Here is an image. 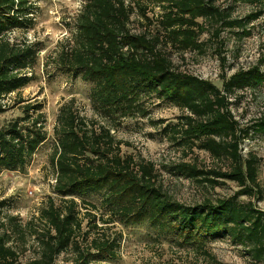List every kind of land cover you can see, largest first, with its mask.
Masks as SVG:
<instances>
[{
    "label": "trees",
    "instance_id": "trees-1",
    "mask_svg": "<svg viewBox=\"0 0 264 264\" xmlns=\"http://www.w3.org/2000/svg\"><path fill=\"white\" fill-rule=\"evenodd\" d=\"M37 1L0 0V116L17 112L0 117V174L24 171L48 138L42 103L20 97L6 102L8 95L36 79L34 67L43 47L24 34L34 27ZM147 1L160 7L159 15L147 16ZM147 1L86 0L50 62L56 70L90 82L93 111L112 123L144 117L145 95L176 106L183 114L162 127L167 140L191 152L202 150L227 165L206 169L183 161L172 168L212 187L230 181L238 190L225 199L179 202L158 181L152 161L123 154L122 142L110 127L82 114L71 97L58 106L52 126L49 164L58 202L50 197L38 211V223L16 226L22 236L26 227L30 229L32 258L20 261L21 250L9 244L10 233L0 234V264H97L114 259L121 239L115 224L137 222L152 227L157 237H172L177 245L201 252L205 264H225L206 250L208 242L223 237L241 246L252 261L264 262V210L238 200L255 194L259 201L263 198L257 183L259 159L250 152L243 155L239 145L250 131L264 132V117L241 126L230 107L236 91L264 82V53L254 66L222 74L219 87L176 68L167 52H200V38L208 32L222 44L226 28H240V34L248 35L245 26L259 13L231 18L215 0ZM135 8L146 23L137 32L129 28ZM219 60L222 67L224 57ZM91 196L97 202L90 201ZM3 204L0 201V214ZM60 254L69 255L59 262Z\"/></svg>",
    "mask_w": 264,
    "mask_h": 264
},
{
    "label": "rangeland",
    "instance_id": "rangeland-1",
    "mask_svg": "<svg viewBox=\"0 0 264 264\" xmlns=\"http://www.w3.org/2000/svg\"><path fill=\"white\" fill-rule=\"evenodd\" d=\"M86 0H38L34 13V27L25 36L31 41H39L43 49L38 53L34 67L36 79L18 92L6 97L10 103L15 98L26 102L43 104L46 116L45 129L47 140L39 146L26 169L20 171H3L0 174V201L3 208L0 214V234L10 233V245L20 249V261L32 258L35 254L33 236H29V228H25L23 236L17 231V225H25L35 218L39 209L52 197L54 172L49 164L52 151V126L58 106L61 102L74 97L82 114L95 118L101 124L110 127L115 138L122 142L121 152L133 153L152 161L158 169V181L169 195L181 203L193 204L208 198L210 200L225 199L234 195L238 187L230 181L210 186L206 182L185 178L172 168L178 162H196L201 168H225L227 161L214 160L208 153L194 149L193 152L168 141L162 131L165 124L176 123L182 111L171 103L144 96V117H126L115 123L97 115L90 104L88 94L90 82L79 77L72 78L65 72L58 71L50 62L59 51L61 44L69 37L75 18ZM147 1V0H146ZM217 6L227 11L231 18H244L250 13L258 12L256 19L245 26L248 35L240 34V28L224 29L220 39L222 44L205 33L200 40L204 43L203 50L181 53L177 48H168L167 52L176 68L208 79L221 87V75L229 76L239 70L254 66L264 53V0H215ZM147 16L159 15L160 7L147 1ZM135 7V6H134ZM135 8L131 15L129 28L141 31L146 26L144 18ZM206 26L210 29L209 23ZM22 34V33H20ZM219 57H224L221 67ZM50 59V60H49ZM47 62V64H45ZM231 111L241 126H249L260 117H264V82L236 91L231 97ZM15 110L5 114L15 115ZM1 115L0 117H5ZM156 122V124H154ZM243 155L250 152L259 159L257 183L262 190L263 198L258 200L255 194L251 198L239 196L242 202L251 201L256 207L264 210V132L250 131L247 138L239 145ZM90 201L97 202L93 196ZM82 204L80 209L83 208ZM121 232L120 247L114 259H107L97 264H205L206 258L186 246L177 245L172 237H157L154 229L144 222L115 224ZM206 250L217 260L225 264H264L254 262L243 251L241 246L231 243L228 237L216 238L207 243ZM69 254H60L62 262Z\"/></svg>",
    "mask_w": 264,
    "mask_h": 264
}]
</instances>
